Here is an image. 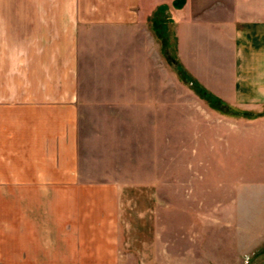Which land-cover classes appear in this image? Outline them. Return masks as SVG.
I'll use <instances>...</instances> for the list:
<instances>
[{"label":"crops","instance_id":"0c3cea01","mask_svg":"<svg viewBox=\"0 0 264 264\" xmlns=\"http://www.w3.org/2000/svg\"><path fill=\"white\" fill-rule=\"evenodd\" d=\"M160 7L183 68L264 136V0H0V264H131L121 255L126 149L132 121L163 138L164 63L150 21ZM85 106L107 109L93 115L103 128L86 164ZM161 167L142 163L139 185L160 186Z\"/></svg>","mask_w":264,"mask_h":264},{"label":"rangeland","instance_id":"374dc122","mask_svg":"<svg viewBox=\"0 0 264 264\" xmlns=\"http://www.w3.org/2000/svg\"><path fill=\"white\" fill-rule=\"evenodd\" d=\"M155 18L164 20L157 26L161 38L151 26L164 63L163 121L158 129L163 138L145 135L155 132L152 122L132 121L126 149L132 170L126 179L133 185L122 193L121 255L131 258V264H264V136L252 133L249 122L243 124L241 119L250 121L252 114L211 102L179 77L167 58L178 60L170 15L164 11ZM80 79L94 81L92 75ZM91 107H82L80 113L79 156L85 164L92 162L91 137L103 128L93 115H107L106 108L96 107L93 113ZM111 125L119 145L124 124ZM156 150L158 156L149 155ZM116 151L121 154L123 146ZM156 161L163 167L161 185L140 186L149 173L139 166Z\"/></svg>","mask_w":264,"mask_h":264},{"label":"trees","instance_id":"16d2710c","mask_svg":"<svg viewBox=\"0 0 264 264\" xmlns=\"http://www.w3.org/2000/svg\"><path fill=\"white\" fill-rule=\"evenodd\" d=\"M180 6V4L178 5ZM165 7H160L157 10H155V13L153 14V16L150 18L151 21V25L152 27H156L154 30L156 32L157 38H161L158 33V28L157 26H163V21L159 20L160 22H156V16L158 15V13L162 14V12H164ZM163 38V37H162ZM162 41V40H161ZM173 44H174V48H175V40L173 38ZM163 45V44H162ZM164 46V45H163ZM167 55V54H166ZM167 58L173 62V66L176 67L177 69V73L179 75V77L187 84H189L191 86V88L193 90H195L196 92H198L199 94H201V96H204L205 98H207L208 100H210L213 103H218L220 105H223V107H227L225 104H223L219 99H217L215 96H213L212 94H210L207 90H205L184 68L183 66L180 64V62L178 60H176V58H171V56L167 55ZM174 59V60H173Z\"/></svg>","mask_w":264,"mask_h":264},{"label":"built area","instance_id":"2783aa9c","mask_svg":"<svg viewBox=\"0 0 264 264\" xmlns=\"http://www.w3.org/2000/svg\"><path fill=\"white\" fill-rule=\"evenodd\" d=\"M247 263V262H246Z\"/></svg>","mask_w":264,"mask_h":264}]
</instances>
